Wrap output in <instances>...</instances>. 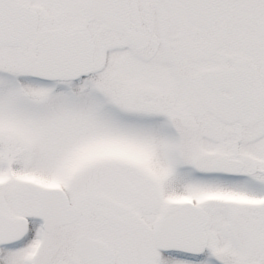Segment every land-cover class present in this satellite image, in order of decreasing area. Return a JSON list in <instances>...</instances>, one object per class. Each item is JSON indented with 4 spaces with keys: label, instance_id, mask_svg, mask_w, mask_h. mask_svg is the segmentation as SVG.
Returning <instances> with one entry per match:
<instances>
[{
    "label": "snow or ice",
    "instance_id": "obj_1",
    "mask_svg": "<svg viewBox=\"0 0 264 264\" xmlns=\"http://www.w3.org/2000/svg\"><path fill=\"white\" fill-rule=\"evenodd\" d=\"M0 264H264V0H0Z\"/></svg>",
    "mask_w": 264,
    "mask_h": 264
}]
</instances>
